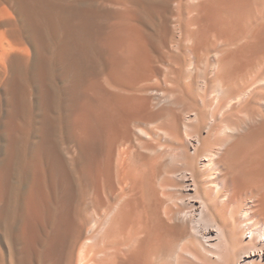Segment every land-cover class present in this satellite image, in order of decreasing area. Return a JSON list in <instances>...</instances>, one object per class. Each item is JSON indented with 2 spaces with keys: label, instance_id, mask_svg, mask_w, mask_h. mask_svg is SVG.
<instances>
[{
  "label": "bare ground",
  "instance_id": "obj_1",
  "mask_svg": "<svg viewBox=\"0 0 264 264\" xmlns=\"http://www.w3.org/2000/svg\"><path fill=\"white\" fill-rule=\"evenodd\" d=\"M3 4L0 264H264V0Z\"/></svg>",
  "mask_w": 264,
  "mask_h": 264
},
{
  "label": "rangeland",
  "instance_id": "obj_2",
  "mask_svg": "<svg viewBox=\"0 0 264 264\" xmlns=\"http://www.w3.org/2000/svg\"><path fill=\"white\" fill-rule=\"evenodd\" d=\"M1 7H7L8 8V14L6 13V15H5V13L4 14H2L1 16H0V20H4V19H6L7 17H10V19H12L13 18V16H14V12H13V10L11 9V7L9 6V5H7L6 6V4L4 5H2ZM11 11V12H10ZM13 13V14H12ZM3 17V18H2Z\"/></svg>",
  "mask_w": 264,
  "mask_h": 264
}]
</instances>
